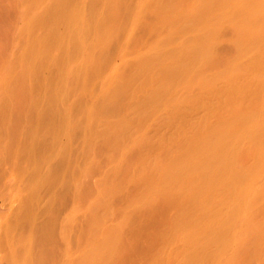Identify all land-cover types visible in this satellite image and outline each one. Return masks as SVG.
<instances>
[{
	"label": "bare ground",
	"instance_id": "6f19581e",
	"mask_svg": "<svg viewBox=\"0 0 264 264\" xmlns=\"http://www.w3.org/2000/svg\"><path fill=\"white\" fill-rule=\"evenodd\" d=\"M0 264H264V0H0Z\"/></svg>",
	"mask_w": 264,
	"mask_h": 264
},
{
	"label": "rangeland",
	"instance_id": "374dc122",
	"mask_svg": "<svg viewBox=\"0 0 264 264\" xmlns=\"http://www.w3.org/2000/svg\"><path fill=\"white\" fill-rule=\"evenodd\" d=\"M124 1V0H123ZM189 1V0H188ZM149 9H147L146 10V12H147V14L149 13V11H154L155 9H154V6H152V5H150L149 7H148ZM150 8L151 9H153V10H150ZM115 10H118V9H115ZM119 11V10H118ZM122 13L123 11H119V13ZM146 12L144 13L145 15H146ZM120 13V15H118V12L116 13V12H114V16H112L111 18H110V22H108L109 24H110V26H109V24H107V26H108V33L109 34H112V36H115L116 35V38H112V36L110 35V37H111V40L112 41H114L113 39H115V41L116 42H114V43H117L118 42V40H119V38L120 37H122V38H120V41H121V39H125V42H127V44L128 45H130V44H133L132 46L130 45V47L129 48H131V50H134V49H136L139 45H140V42H139V40L138 39H140V38H143V35H144V29L141 27L140 28V26L141 25H139V24H137V26H136V29H134L133 31H131L130 33H129V36H127V37H125L124 38V34H123V32H121L120 31V23H121V18H122V14ZM117 15V16H116ZM144 15V16H145ZM150 15V14H149ZM148 16V15H147ZM140 18V20L139 21H141V23H142V21H143V18H144V20L145 21H149V20H146L145 18H146V16L145 17H143V15H142V17H139ZM148 19H150V16H148ZM119 20V21H118ZM118 21V22H117ZM120 22V23H119ZM119 23V24H118ZM144 23V22H143ZM118 25V26H117ZM139 25V26H138ZM116 27H117V29H116ZM138 27H139V29H142V31L140 30L139 31V29H138ZM116 29V30H115ZM114 30V31H113ZM122 30V29H121ZM138 31V33H137V31ZM135 31H136V33L138 34V36L137 35H135L136 33H135ZM134 33V34H131V33ZM121 34H122V36H121ZM141 34V35H140ZM131 35H133V36H131ZM135 35V36H134ZM137 36V37H136ZM152 38V36H154V38H156V36H155V33L153 34V35H148V36H146L145 38H147V39H150V37ZM133 37V38H132ZM135 37V38H134ZM128 38V40H126ZM138 38V39H137ZM129 39H130V41H129ZM133 39H134V41H133ZM136 39V40H135ZM110 40V39H109ZM111 40H110V42H111ZM136 41L137 42H139V44L138 43H136ZM110 42H108V43H110ZM128 42H130V44L128 43ZM133 42V43H132ZM112 43V42H111ZM136 43V44H135ZM112 45V44H111ZM110 45V46H111ZM117 46V44H113V46H111V47H113V49H112V51L114 50V46ZM109 46V47H110ZM137 46V47H136ZM108 47V46H107ZM108 47V48H109ZM134 48V49H133ZM108 54H111V53H108ZM107 55V54H106ZM103 61V60H102ZM96 68V67H95ZM95 68H93V69H95ZM130 68H132V67H130ZM127 71V70H126ZM126 71H125V73H126ZM129 71V70H128ZM92 72H94V71H92ZM113 88V87H112ZM112 93V92H111ZM126 94V95H124V94ZM108 95V94H107ZM123 95V97H121L122 99H120L119 97L120 96H122ZM112 96V95H111ZM110 97V95H108V98ZM113 97V96H112ZM126 97V98H125ZM218 98H220V99H225L226 98V96H225V94H223V93H219V94H217L215 97H214V99L215 100H218ZM119 99V100H118ZM129 99V96H127V93H126V91H123L121 94L119 93V95L117 94V96H116V99L114 100V101H112V103H114L115 105H116V103L118 102V101H120L121 100V102H120V104L123 102L124 103V101H126V100H128ZM123 100V101H122ZM114 104H112L113 105V107H114ZM122 105V104H121ZM121 105H120V107H118V108H121ZM117 106V105H116ZM112 107V109H113V112L114 111H116L117 112V114H119V113H121L122 112V108L120 109L121 110V112H119V110L117 109V107L115 108H113ZM110 108V107H109ZM113 114L114 113H112V117H115V116H113ZM116 114V113H115ZM116 114V115H117ZM150 119L152 120V118L150 117ZM150 120V121H151ZM134 133V134H133ZM131 135H132V138H134L135 136H136V134H135V132H133ZM134 136V137H133ZM95 138V137H94ZM61 179H64V177L62 178L61 177Z\"/></svg>",
	"mask_w": 264,
	"mask_h": 264
}]
</instances>
